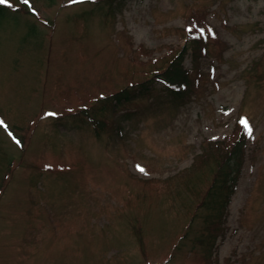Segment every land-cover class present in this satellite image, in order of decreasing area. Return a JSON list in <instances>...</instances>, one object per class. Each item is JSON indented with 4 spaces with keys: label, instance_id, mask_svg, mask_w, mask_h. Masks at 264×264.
<instances>
[{
    "label": "rangeland",
    "instance_id": "obj_1",
    "mask_svg": "<svg viewBox=\"0 0 264 264\" xmlns=\"http://www.w3.org/2000/svg\"><path fill=\"white\" fill-rule=\"evenodd\" d=\"M5 5L0 264H264V0ZM191 34L176 100L159 74ZM241 118L220 214L208 190Z\"/></svg>",
    "mask_w": 264,
    "mask_h": 264
},
{
    "label": "trees",
    "instance_id": "obj_2",
    "mask_svg": "<svg viewBox=\"0 0 264 264\" xmlns=\"http://www.w3.org/2000/svg\"><path fill=\"white\" fill-rule=\"evenodd\" d=\"M8 13L7 5H0V18H4ZM192 38H186L185 43L178 52L167 63L164 70L160 71L159 79L168 88L173 90V97L176 100H183L184 97L189 93L190 87L187 83L190 72L192 69H186L183 62V55L186 54L188 48L195 58V48H199L200 38H196V34H191ZM203 39V38H202ZM202 41H205L204 39ZM168 89V90H170ZM128 92L121 91L114 96L113 101L115 103L121 102L128 99ZM240 131L239 136L232 140L229 147L224 151V156L221 162L218 164L217 170L214 174L213 181L209 188V194L212 198L211 205L218 206L217 209L220 214H223L224 209L227 207L230 196L235 190L237 181L241 173V167L244 159V143L245 137L243 134V126L238 124ZM218 199V200H217ZM222 216V215H221ZM208 218L211 219L210 216Z\"/></svg>",
    "mask_w": 264,
    "mask_h": 264
},
{
    "label": "snow or ice",
    "instance_id": "obj_3",
    "mask_svg": "<svg viewBox=\"0 0 264 264\" xmlns=\"http://www.w3.org/2000/svg\"><path fill=\"white\" fill-rule=\"evenodd\" d=\"M19 2H20L22 5L29 7V10H30V11H33V12L35 11L34 8H32V7L30 6V0H19ZM72 2H73V3H76V2H79V0H72ZM5 4H8V0H0V5H5ZM9 7H11V5H9ZM189 31H191V29H189ZM209 32H211V29H209ZM200 34H201V35L204 34V30H203V29H200ZM225 114H227V113H225ZM56 115H57V114L54 113V112H47V113H45V116H47V117H54V116H56ZM239 122H240V124L243 126V129H244L246 135H247L249 138H252V137H253V129H252V126L250 125V123L248 122V120H247L246 118H241ZM0 128H5V130H6V128H7V126L5 125V123H4L2 120H0ZM9 135H11V133H9ZM13 139H15V138L13 137ZM15 142H16L17 144L20 143L19 140H16ZM45 167H46V168H50L51 166H50V165H46ZM137 170L140 171V172H142V173L144 172V169H143V168H139V167H138Z\"/></svg>",
    "mask_w": 264,
    "mask_h": 264
}]
</instances>
